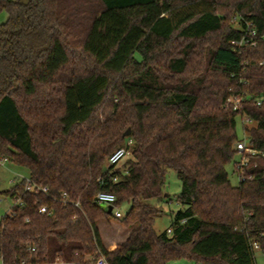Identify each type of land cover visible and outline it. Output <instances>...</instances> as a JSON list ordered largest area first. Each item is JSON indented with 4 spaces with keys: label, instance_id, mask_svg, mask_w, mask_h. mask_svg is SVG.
Masks as SVG:
<instances>
[{
    "label": "trees",
    "instance_id": "1",
    "mask_svg": "<svg viewBox=\"0 0 264 264\" xmlns=\"http://www.w3.org/2000/svg\"><path fill=\"white\" fill-rule=\"evenodd\" d=\"M223 8H233L237 25ZM3 12L0 158L27 168L49 194H30L24 179L2 193L22 201L0 220L2 264H256L254 246L264 253V0H0ZM248 24L255 45L236 47ZM244 118L254 123L244 124L253 153L243 167L236 161L235 187L226 168ZM130 139L131 158L108 167ZM170 170L183 209L170 234H157ZM102 191L117 207L131 205L122 218L129 238L112 252L98 228L114 217L95 203Z\"/></svg>",
    "mask_w": 264,
    "mask_h": 264
},
{
    "label": "rangeland",
    "instance_id": "2",
    "mask_svg": "<svg viewBox=\"0 0 264 264\" xmlns=\"http://www.w3.org/2000/svg\"><path fill=\"white\" fill-rule=\"evenodd\" d=\"M20 1L22 3H28L29 0H16ZM233 9V8H232ZM230 8H223L222 12L229 13L231 14V20L229 23L233 26L237 25V19L236 16L233 12V10ZM8 15L6 12H3L0 14V24H3L7 21ZM102 109L101 112H103ZM238 137L241 140H244L245 135H244V124L247 126H251L254 123H250L246 118L241 120H238ZM127 143V141H126ZM126 144H124L121 147H124ZM120 148V147H119ZM132 151V149H131ZM131 153L128 155L127 159L124 162H127L129 160ZM248 154L247 152L245 153H238L236 156L235 160L229 164L226 168L229 173V179L230 182L233 186L237 187L239 184V174L235 173V163L236 161H240V159L245 158L248 160ZM246 160V161H247ZM123 162V163H124ZM123 163L120 164V166L123 165ZM167 179H166V184L164 186L166 195L169 196L171 199L169 203L165 204L164 202L160 203L161 207L164 210V213L159 215V217L156 218L155 222V232L157 234L164 233L167 229H169L172 225L173 221V215L178 212L179 210L183 209V206L178 203L177 197L181 193L182 190V183L178 178L177 173L172 170L168 171ZM29 170L23 166L20 165H15L12 162H9L5 167L0 168V197H2V193L6 190H9L12 188L14 185L18 184V182L22 181L24 178H29L30 176ZM11 206V201L8 199L3 198L2 203L0 204V218H2L9 210ZM104 208H108L107 205H103ZM131 205L130 204H124L121 207H118L120 212L122 213L123 217L128 213L130 210ZM100 224L99 226L101 227L102 234L104 236H109L113 235V231L116 229L117 225H120L122 229H127V227L122 223V218L121 219H115L114 217L111 219H106V218H101L99 220ZM104 222V223H102ZM100 232V231H99ZM115 232V231H114ZM1 264V260H0ZM170 264H197L195 261H187V260H176L174 262H171ZM256 264H264V253L259 251L257 249L256 252Z\"/></svg>",
    "mask_w": 264,
    "mask_h": 264
},
{
    "label": "built area",
    "instance_id": "3",
    "mask_svg": "<svg viewBox=\"0 0 264 264\" xmlns=\"http://www.w3.org/2000/svg\"><path fill=\"white\" fill-rule=\"evenodd\" d=\"M248 33L245 37L242 38L241 41H233V45H235L236 47H241V46H249V45H255V37L257 36V31L255 29H252L251 28V24H248ZM232 102V100H231ZM238 102L237 101L235 104V109H237V105H238ZM134 146V142L130 139V140H127V143L124 147H120V148H117L116 150H114V152L111 154V156H109L108 158V167H111V166H118L120 165L121 163H123L128 155L131 153V149L133 148ZM236 149L238 151V153H245L247 152L248 154H252L253 151H251L248 146H247V142L244 140H240L237 144H236ZM247 159L245 158H242L240 159V161H238V166L239 167H243L246 165ZM10 161L7 159V158H4V157H1L0 158V168L2 167H5ZM24 180L26 181V184H25V191L29 192L30 194H34V193H43L45 195H48L49 194V191L47 188L45 187H42V186H39L35 181H32L29 178H24ZM4 197H0V204L2 203V200H3ZM11 201V206H10V210L4 215H11L12 212H13V209L15 207H18L20 205H22V201L21 199H18V200H10ZM117 201V197L115 194H111V193H107V192H99L97 195H96V198H95V203L96 204H99V205H107L108 208L109 207H112L113 206V211H112V214L114 215V217L116 219H121L123 218V215L122 213L120 212V210L118 209V207L116 205H114ZM61 204L63 206H65L67 203H69V199L67 197V194H65L62 198V200L60 201ZM75 206L79 207L78 204H75ZM49 212V209L48 207H42L40 209V213L41 214H47ZM3 216V217H4ZM0 218V220L3 219ZM168 233L170 234L171 231L168 230ZM256 249H259L257 245L254 246ZM34 252V250H32ZM2 264V263H1ZM97 264H107V262L105 261V259L102 257L98 260Z\"/></svg>",
    "mask_w": 264,
    "mask_h": 264
},
{
    "label": "crops",
    "instance_id": "4",
    "mask_svg": "<svg viewBox=\"0 0 264 264\" xmlns=\"http://www.w3.org/2000/svg\"><path fill=\"white\" fill-rule=\"evenodd\" d=\"M102 223H104V222H102ZM99 224H100V222L98 223V228H99V231H100V235L103 238V242H104L105 248L109 252H112L114 249L117 248L118 245L123 244L124 242H126L127 239L129 238L130 233H131V229H129V230L128 229H124L123 230L120 225H117L116 229L114 230L115 232L113 231V235L112 236L109 235V236L106 237V236H104L102 234L101 227L99 226ZM1 263H2V260H1ZM54 264H64V263H62L60 261H57Z\"/></svg>",
    "mask_w": 264,
    "mask_h": 264
},
{
    "label": "water",
    "instance_id": "5",
    "mask_svg": "<svg viewBox=\"0 0 264 264\" xmlns=\"http://www.w3.org/2000/svg\"><path fill=\"white\" fill-rule=\"evenodd\" d=\"M131 135V129L129 128L126 133L123 135V138L126 139V137H129ZM168 196V195H166ZM113 211V206L108 208V214L111 215Z\"/></svg>",
    "mask_w": 264,
    "mask_h": 264
}]
</instances>
